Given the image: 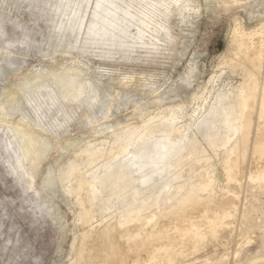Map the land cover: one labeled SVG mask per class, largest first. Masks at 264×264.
<instances>
[{"label":"rangeland","instance_id":"rangeland-1","mask_svg":"<svg viewBox=\"0 0 264 264\" xmlns=\"http://www.w3.org/2000/svg\"><path fill=\"white\" fill-rule=\"evenodd\" d=\"M58 1L0 0V103L8 113L0 122V264H80L77 250L85 228L62 171L75 153L110 143L115 135L168 111L178 117L176 126H190L212 160L215 193L228 199L230 216L218 229L204 225L206 240L193 236L183 254L170 252L167 260L154 264H264V184L248 180L255 170L250 155L239 184L228 183L197 131L194 114L217 93L242 83L240 70L234 72L225 62L245 58L234 34L264 26V0H109L115 8L94 19L96 0H90L78 31L76 25L65 29L68 16L57 10ZM80 2L73 0L68 13L75 15ZM92 20L97 26L105 22L104 40L86 36ZM263 35L254 38L256 48ZM262 51L258 86L264 85ZM58 77L75 78L76 88L93 91L72 98ZM38 83L39 91L32 86ZM257 93L258 104L261 89ZM17 124L37 132L45 146L37 168L12 142ZM15 158L20 172L14 170ZM103 256L100 252L97 259Z\"/></svg>","mask_w":264,"mask_h":264},{"label":"bare ground","instance_id":"bare-ground-1","mask_svg":"<svg viewBox=\"0 0 264 264\" xmlns=\"http://www.w3.org/2000/svg\"><path fill=\"white\" fill-rule=\"evenodd\" d=\"M110 1L96 0L93 19L102 10L107 13L109 8H115ZM58 2L57 10L63 16H68L64 28L74 30L76 25L78 31L88 12L90 0H81L78 12L73 16L68 13L73 8V0ZM122 13L128 14L127 11ZM63 26L61 24V28ZM105 27V22L97 26L92 20L86 36L94 34L99 40H104ZM259 29L251 33L241 30L234 34L239 37L237 44L239 49L244 50V59L228 58V62L224 58L227 61L225 66L234 72L240 70L242 83L217 93L212 103H205L194 112L199 121L197 131L216 155L230 184H239L241 174H244L243 164L249 155V160L255 165L252 170H255L249 174L248 180L258 186L264 184V85L258 86L263 70L260 58L263 56L264 42L260 39L257 48L252 43L255 37L264 34V26ZM257 52L259 54L255 56ZM56 82L67 92V96L75 99H81L86 92L90 94L93 91L92 87L76 88L75 78L58 77ZM32 86L37 91L41 89L40 83ZM259 89L262 97L257 104ZM10 105H13V101H9L8 107ZM7 114L5 106L0 103V122ZM176 118L171 111L165 116L155 115L142 126L115 135L110 143L99 142L78 150L62 171L77 201L79 222L85 228L77 250L78 263L154 264L159 258L167 260L170 252L180 256L193 236L206 240L202 234L204 225L218 229L225 224V219L230 216V208L227 207L228 199L216 196L212 160L207 158L204 148L201 149L197 135L190 126H176ZM13 132L15 136L12 142L17 143L24 160L36 167L45 149L39 135L20 124L13 127ZM8 147L13 148L10 144ZM13 154L16 155L14 151ZM105 158L107 162L100 164ZM15 161L14 170L20 172L21 163L17 158ZM92 166L95 170L84 176L83 172ZM94 214L101 219L99 223H96ZM100 252L104 253L102 261L97 259ZM171 260L168 258L169 262Z\"/></svg>","mask_w":264,"mask_h":264}]
</instances>
